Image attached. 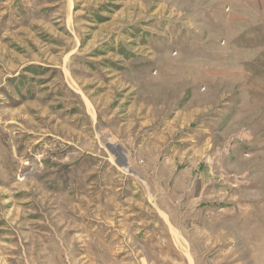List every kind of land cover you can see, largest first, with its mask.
Here are the masks:
<instances>
[{
  "label": "rangeland",
  "instance_id": "rangeland-1",
  "mask_svg": "<svg viewBox=\"0 0 264 264\" xmlns=\"http://www.w3.org/2000/svg\"><path fill=\"white\" fill-rule=\"evenodd\" d=\"M0 264H264V0H0Z\"/></svg>",
  "mask_w": 264,
  "mask_h": 264
},
{
  "label": "crops",
  "instance_id": "crops-1",
  "mask_svg": "<svg viewBox=\"0 0 264 264\" xmlns=\"http://www.w3.org/2000/svg\"><path fill=\"white\" fill-rule=\"evenodd\" d=\"M251 1V0H250ZM255 2L257 3L258 2V0H255Z\"/></svg>",
  "mask_w": 264,
  "mask_h": 264
},
{
  "label": "water",
  "instance_id": "water-1",
  "mask_svg": "<svg viewBox=\"0 0 264 264\" xmlns=\"http://www.w3.org/2000/svg\"><path fill=\"white\" fill-rule=\"evenodd\" d=\"M123 163V161H121Z\"/></svg>",
  "mask_w": 264,
  "mask_h": 264
}]
</instances>
